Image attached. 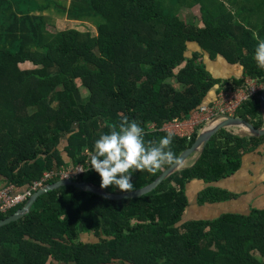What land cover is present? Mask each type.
<instances>
[{
    "label": "trees",
    "instance_id": "16d2710c",
    "mask_svg": "<svg viewBox=\"0 0 264 264\" xmlns=\"http://www.w3.org/2000/svg\"><path fill=\"white\" fill-rule=\"evenodd\" d=\"M194 5L199 17L185 22L177 8ZM50 6L66 19L91 23L96 34L48 31L45 17L31 12ZM257 34L264 38V0H231L230 6L225 0H70L67 8L51 1L0 0V178L22 188L45 171L82 165L87 170L74 181L112 195L129 193L101 188L84 151L93 152L95 140L109 125L118 127L123 116L144 128L146 142L167 135L158 130L162 123L188 119L214 86L217 93L224 85L207 71L203 53L210 59L222 55L240 65L245 77L264 83L253 59ZM187 43L199 51L185 56ZM25 62L33 68L21 69ZM224 83L240 86L243 79ZM260 93L235 115L258 130L264 127ZM150 123L156 130L147 128ZM201 130L188 140L173 136L177 158ZM234 131L216 132L189 166L140 198L110 201L71 185L41 195L21 218L0 227V264H264V209L182 220L188 183L209 185L232 176L264 140ZM63 138L68 165L58 149ZM171 164L152 173L130 170L133 191ZM233 198L208 186L195 203ZM83 233L98 240L84 242Z\"/></svg>",
    "mask_w": 264,
    "mask_h": 264
},
{
    "label": "clouds",
    "instance_id": "9594fccd",
    "mask_svg": "<svg viewBox=\"0 0 264 264\" xmlns=\"http://www.w3.org/2000/svg\"><path fill=\"white\" fill-rule=\"evenodd\" d=\"M254 38L257 44L253 59L259 68L264 69V38L258 34ZM109 128L107 134H101L95 140L94 151L89 153V164L99 174L101 188L115 186L122 192H131L134 190L132 171L152 173L177 160L171 147L174 135L172 132L158 141L146 142L144 128L127 116L121 117L118 127L112 124Z\"/></svg>",
    "mask_w": 264,
    "mask_h": 264
},
{
    "label": "crops",
    "instance_id": "0c3cea01",
    "mask_svg": "<svg viewBox=\"0 0 264 264\" xmlns=\"http://www.w3.org/2000/svg\"><path fill=\"white\" fill-rule=\"evenodd\" d=\"M225 2L227 5H231V0H225ZM194 22L201 24L199 18H196ZM191 46L197 48L196 44L187 43L188 51H193L194 48ZM202 62L212 77L224 80V82L243 78V68L238 64L233 65L227 62L222 55L210 59L207 53H203ZM218 87L219 85L214 86L203 102L207 103L212 100ZM234 133L247 136L244 131L239 129H235ZM5 186V180L0 178V189ZM208 186L225 191L233 195L234 198L223 203L204 205L203 207L196 206V195ZM185 193L189 203L188 209L183 214L185 219H211L221 213L246 214L251 209H264V140L256 151L242 158L240 169L235 174L209 185H205L201 181H192L185 186Z\"/></svg>",
    "mask_w": 264,
    "mask_h": 264
},
{
    "label": "built area",
    "instance_id": "2783aa9c",
    "mask_svg": "<svg viewBox=\"0 0 264 264\" xmlns=\"http://www.w3.org/2000/svg\"><path fill=\"white\" fill-rule=\"evenodd\" d=\"M263 89L264 83H259L257 80L249 77H245L240 86L224 84L219 89V92L214 94L212 100L207 103L203 102L190 114L188 119L180 120L172 118L162 123L158 130L167 133L172 132L173 136L188 140L197 128L204 129L225 118H238L235 115L240 105ZM147 128L149 130H156L154 123H150ZM84 152L86 155V167L91 168L89 164V152L87 150ZM78 169H84V167L82 165H75L45 171L39 180L33 181L22 188L13 184H6L5 187L0 189V214L6 213L20 204L24 205L35 192L49 184L48 182L51 179L75 180L83 172Z\"/></svg>",
    "mask_w": 264,
    "mask_h": 264
},
{
    "label": "water",
    "instance_id": "95a60500",
    "mask_svg": "<svg viewBox=\"0 0 264 264\" xmlns=\"http://www.w3.org/2000/svg\"><path fill=\"white\" fill-rule=\"evenodd\" d=\"M260 107L262 112L264 113V89L261 91L260 95ZM235 128L244 131L248 136H252L255 138H263L264 137V128L263 129H255L251 124L239 119V118H225L219 122L214 123L213 125L202 129L199 134L196 136L192 145L187 148L184 152H182L177 160L173 162L167 169L162 171L160 175L149 185L126 193V194H118L112 195L102 191L101 189L93 186L90 183L84 181H74L71 179H59L54 183L47 184L43 188L39 189L35 192L32 197L18 210H15L13 213L7 215L5 218L0 219V227L10 223L11 221H15L21 218L24 214H26L35 203L38 197L41 195L57 189L61 186L71 185L74 188L82 191H88L99 195L103 198H106L110 201H119V200H128L140 198L150 192H152L161 182H163L166 178H168L173 173L183 169L185 162L194 154H200L204 149L205 145L209 141V139L219 130Z\"/></svg>",
    "mask_w": 264,
    "mask_h": 264
},
{
    "label": "rangeland",
    "instance_id": "374dc122",
    "mask_svg": "<svg viewBox=\"0 0 264 264\" xmlns=\"http://www.w3.org/2000/svg\"><path fill=\"white\" fill-rule=\"evenodd\" d=\"M34 2L38 3V5H43L45 4V2L47 1H51L54 2L56 4H58L59 6L65 7L67 8L69 6L70 0H33ZM172 5V4H171ZM177 14L185 21V22H190L191 21V16L192 15H196L195 13L197 12V14H199V7L198 5H194L192 7H189L188 9H186V6H180L177 8ZM31 14H35V15H43V17H45V25H46V29L50 32H56V31H60V30H65V29H76L79 32H89L91 35H95V29L94 26L87 22V21H75V20H69L66 19V15H63L62 13H60L56 8H53L52 6H50V8L43 10L41 12L38 11H32ZM193 47V51L194 52H198L199 49L198 47L196 48L195 46H191ZM191 51H187L185 53V56H189ZM216 65V64H215ZM19 67L21 69H29V68H33V66L28 63H22L19 65ZM245 78V75L243 74V78ZM241 79V78H240ZM229 83H233V80H229ZM170 83L172 86L178 88L180 87L179 85H177L173 80H170ZM225 84V83H223ZM75 85L78 88L80 97L82 99L86 98L87 96V91L86 89L81 85L79 80H75ZM199 133V132H198ZM197 133V134H198ZM65 145V138H63V140L61 141V143L58 146V149L61 152L62 158L64 160L65 163H67V165L69 164V158L65 155L64 151H63V146ZM195 154L192 155L191 158H189L185 164L184 167L188 166L191 164L192 160L195 158ZM190 162V163H189ZM65 167V166H64ZM186 217H184L182 220H185ZM81 239L84 242H96L98 239L96 237H94L91 234H81ZM55 264H60L55 262ZM62 264V263H61Z\"/></svg>",
    "mask_w": 264,
    "mask_h": 264
}]
</instances>
